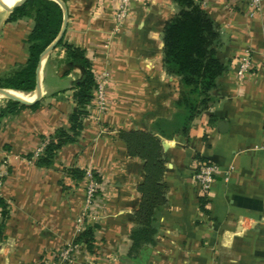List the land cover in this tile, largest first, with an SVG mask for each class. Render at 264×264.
<instances>
[{
    "label": "crops",
    "instance_id": "crops-1",
    "mask_svg": "<svg viewBox=\"0 0 264 264\" xmlns=\"http://www.w3.org/2000/svg\"><path fill=\"white\" fill-rule=\"evenodd\" d=\"M62 1L64 41L85 51L96 82H104L106 106L98 112L92 98L75 140L60 146L48 166L28 158L56 131L69 129L82 75L62 47L40 58L39 92L20 91L35 100L0 119V197L8 205L0 264H132L126 256L144 164L128 153L120 137L126 131H152L164 155L165 204L143 264H264V0L253 15L241 0H200L217 25V57L227 69L187 133L166 137L155 125L172 120L179 83L163 69L161 37L176 4L129 0L128 16L116 27L118 0ZM10 13L0 4V77L26 61L33 27L30 18L8 20ZM246 49L252 66L239 80L235 71ZM2 97L0 109L7 102ZM205 161L219 168L207 194L193 176ZM86 169L99 181L86 219L93 244L91 250L77 244L64 263L60 250L78 236Z\"/></svg>",
    "mask_w": 264,
    "mask_h": 264
},
{
    "label": "trees",
    "instance_id": "trees-1",
    "mask_svg": "<svg viewBox=\"0 0 264 264\" xmlns=\"http://www.w3.org/2000/svg\"><path fill=\"white\" fill-rule=\"evenodd\" d=\"M177 6V12L165 23L162 30V66L166 74L178 79L177 99L172 103L176 109L172 120L156 123V134L166 137L173 133L186 134L189 124L200 112L212 103L211 91L217 79L226 71L227 66L217 57L221 44L215 22L201 6L200 0H170ZM21 18L33 20V27L25 39L27 44L26 61L19 67L0 77V88L31 92L36 86V69L41 53L57 37L63 21V10L53 0H26L12 9L8 20ZM56 47H62L65 60L82 71L74 93L75 110L70 115L68 130L56 131L53 138L46 141L41 155L34 159L41 166H48L63 144L73 142L81 128L83 118L88 114L87 106L93 98L96 78L92 64L85 51L64 41V35ZM36 103L31 106H35ZM24 106L7 100L0 109V119ZM120 137L125 141L127 151L143 160L144 179L139 185L140 200L133 212L135 225L129 233L131 245L126 258L132 264H143V258L154 245L157 212L165 204L164 184L161 181L164 155L159 137L152 131H126ZM33 154L28 158H32ZM201 205L204 198H200ZM8 205L0 197V240ZM93 226H87L75 239L87 250L93 244Z\"/></svg>",
    "mask_w": 264,
    "mask_h": 264
},
{
    "label": "built area",
    "instance_id": "built-area-1",
    "mask_svg": "<svg viewBox=\"0 0 264 264\" xmlns=\"http://www.w3.org/2000/svg\"><path fill=\"white\" fill-rule=\"evenodd\" d=\"M245 2L251 9L250 15H253L260 7L262 0H241ZM129 11V0H118L115 12L114 21L116 27H119L128 16ZM262 59V70L264 71V52L261 55ZM252 66V55L249 49H246L241 55L235 75L237 79H242L245 74L250 70ZM93 101L95 108L98 112L105 110L106 96L105 87L103 81H97L94 89ZM43 145H41L34 153L32 158L35 159L43 152ZM219 172L218 166L210 161L202 162L198 168L194 171V179L199 186L200 191L203 194H207L211 183L213 182L216 174ZM84 177L86 179L85 185V199L84 209L81 215L77 218V234H80L86 227V219L88 216V207L94 202L98 195L99 181L96 178L93 171L90 169L84 170ZM79 245L70 243L60 250L59 258L61 262L70 263L73 259L74 253L78 250Z\"/></svg>",
    "mask_w": 264,
    "mask_h": 264
},
{
    "label": "water",
    "instance_id": "water-1",
    "mask_svg": "<svg viewBox=\"0 0 264 264\" xmlns=\"http://www.w3.org/2000/svg\"><path fill=\"white\" fill-rule=\"evenodd\" d=\"M26 0H19L17 1L12 7H8L6 5L3 4V2L0 0V4L7 10L9 11H12L13 8H15L16 6H19L21 5L22 3H24ZM55 2H57L60 7L62 8L63 10V21H62V26L60 28V31L57 35V37L53 40V42L41 53L40 55V58H42L44 55L48 54L56 45V43L58 42V40L61 38V36L64 34V30H65V27H66V22H67V12H66V8H65V5L63 3L62 0H53ZM39 58V60H40ZM38 66H39V62H38V65H37V69H38ZM37 69H36V72H37ZM35 91H36V94L39 92V89H38V83H36V86H35ZM0 94L8 99H11L13 101H16L20 104H23V105H29L31 104L33 101H29V100H26V99H20L18 97H15L13 95H11L9 93V91L3 89V88H0ZM163 146L166 147V143L163 142Z\"/></svg>",
    "mask_w": 264,
    "mask_h": 264
},
{
    "label": "bare ground",
    "instance_id": "bare-ground-1",
    "mask_svg": "<svg viewBox=\"0 0 264 264\" xmlns=\"http://www.w3.org/2000/svg\"><path fill=\"white\" fill-rule=\"evenodd\" d=\"M7 6H13L17 1L19 0H2ZM9 93L15 97H18L20 99H29L28 95H25L24 93L20 92V91H14V90H10Z\"/></svg>",
    "mask_w": 264,
    "mask_h": 264
},
{
    "label": "rangeland",
    "instance_id": "rangeland-1",
    "mask_svg": "<svg viewBox=\"0 0 264 264\" xmlns=\"http://www.w3.org/2000/svg\"><path fill=\"white\" fill-rule=\"evenodd\" d=\"M54 48H55V47H54ZM1 99H6V100H9L8 98H6V97H4V96H3ZM10 100H11V99H10Z\"/></svg>",
    "mask_w": 264,
    "mask_h": 264
}]
</instances>
